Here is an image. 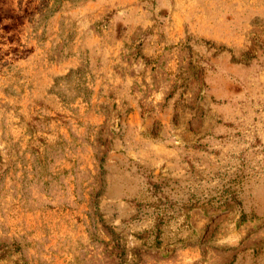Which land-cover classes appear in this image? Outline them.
<instances>
[{"label": "rangeland", "instance_id": "rangeland-1", "mask_svg": "<svg viewBox=\"0 0 264 264\" xmlns=\"http://www.w3.org/2000/svg\"><path fill=\"white\" fill-rule=\"evenodd\" d=\"M0 264H264V0H0Z\"/></svg>", "mask_w": 264, "mask_h": 264}]
</instances>
